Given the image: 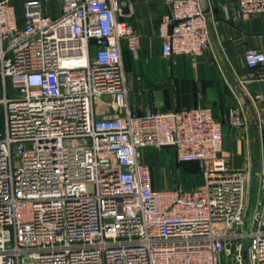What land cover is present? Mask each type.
Listing matches in <instances>:
<instances>
[{"label": "built area", "instance_id": "2783aa9c", "mask_svg": "<svg viewBox=\"0 0 264 264\" xmlns=\"http://www.w3.org/2000/svg\"><path fill=\"white\" fill-rule=\"evenodd\" d=\"M0 0V264H264V172L250 212L253 167L232 168L224 121L211 106L142 112L128 104L122 45L140 48L122 0ZM165 57L203 55L210 26L200 0H166ZM264 15L239 0L238 19ZM245 62L261 69L264 51ZM227 122L246 129L242 105ZM264 156V114L259 119ZM173 147L198 162L202 184L156 188L141 150Z\"/></svg>", "mask_w": 264, "mask_h": 264}, {"label": "crops", "instance_id": "0c3cea01", "mask_svg": "<svg viewBox=\"0 0 264 264\" xmlns=\"http://www.w3.org/2000/svg\"><path fill=\"white\" fill-rule=\"evenodd\" d=\"M24 1L9 0L15 7L20 26L24 25ZM41 2L46 15L56 17L61 13V0ZM238 4L239 0H209L207 16L211 48L196 58L188 54H176L172 58L164 56L159 26L170 11L166 0H127V8L122 7L120 14V18L130 23L141 37L136 52L129 51L126 44L122 45L130 109L142 112L147 107L172 110L211 106L216 117L224 121L223 149L231 157L230 165L235 169L240 168L236 155L240 153L238 143H261L259 119L264 114L261 69L249 68L244 58L247 47L264 51V15L238 19ZM235 105L245 108L248 128H235L227 122L229 111ZM0 108L3 110L1 105ZM168 154L170 160L182 164L178 162L173 147L141 150L142 159L151 166L154 185L157 181L155 187L159 189L181 187V176L165 167L171 164ZM186 163L188 172H192L195 166L201 168L198 162ZM165 171V177L161 176ZM193 176L195 183L189 184L187 178L181 188L191 189L202 184L203 171L201 176Z\"/></svg>", "mask_w": 264, "mask_h": 264}, {"label": "rangeland", "instance_id": "374dc122", "mask_svg": "<svg viewBox=\"0 0 264 264\" xmlns=\"http://www.w3.org/2000/svg\"><path fill=\"white\" fill-rule=\"evenodd\" d=\"M1 83L2 82L0 80V87H1ZM3 124H4L3 123V110L2 108H0V129L3 128ZM238 145L240 148L239 150L240 153L236 154L238 156V166L240 168H244L246 165H249V164L253 165V175H252V181H251L250 190H249V200H250L249 207H250V212H251L253 207L257 205L259 192L261 190V178L264 172V156L262 152V145L261 143H238ZM165 150L167 153H169V150L167 148H165ZM168 156L170 155L168 154ZM168 159L169 160L172 159L171 156ZM249 159L251 160V162H249ZM170 161H171V164L165 165V167L166 166L169 167L168 169H170L171 172L176 171L181 176V180H180L181 187L185 186V181L187 178L190 179L189 184L194 182L193 174L201 176L202 167L200 168V166L192 167L195 169H191L192 172H188V170L186 169V167H188L187 166L188 163L177 164L176 162L172 160ZM166 174H167V171H165L164 175H161V176L165 177ZM157 184L158 182L155 181L156 187H157Z\"/></svg>", "mask_w": 264, "mask_h": 264}, {"label": "water", "instance_id": "95a60500", "mask_svg": "<svg viewBox=\"0 0 264 264\" xmlns=\"http://www.w3.org/2000/svg\"><path fill=\"white\" fill-rule=\"evenodd\" d=\"M201 2V7L204 13H209L210 11V7H209V0H200ZM127 0H122V7L125 9L127 8ZM175 188H178V186H176Z\"/></svg>", "mask_w": 264, "mask_h": 264}]
</instances>
